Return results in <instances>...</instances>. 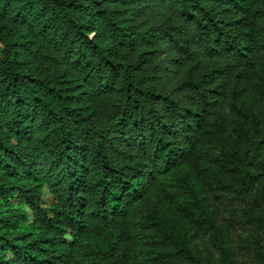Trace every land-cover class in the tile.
Here are the masks:
<instances>
[{"label":"trees","instance_id":"obj_1","mask_svg":"<svg viewBox=\"0 0 264 264\" xmlns=\"http://www.w3.org/2000/svg\"><path fill=\"white\" fill-rule=\"evenodd\" d=\"M263 210L264 0H0V264H264Z\"/></svg>","mask_w":264,"mask_h":264},{"label":"rangeland","instance_id":"obj_2","mask_svg":"<svg viewBox=\"0 0 264 264\" xmlns=\"http://www.w3.org/2000/svg\"><path fill=\"white\" fill-rule=\"evenodd\" d=\"M220 190L216 187V184L214 180H211V185L208 187L206 186V198L208 199L210 207L215 210L218 213V218L221 221H224L228 217L229 210L224 204L225 197H220ZM52 201L51 195L44 190L42 195V205L48 206ZM259 216L264 221V210L259 213ZM189 226H187L185 223L183 224V229L180 233V237H183L186 232V230H189ZM244 227H242L240 224L233 223L232 224V230L233 232H240ZM160 232L170 234L171 233V225L169 224V221L165 219L161 225H160ZM263 243H264V234L262 236Z\"/></svg>","mask_w":264,"mask_h":264}]
</instances>
